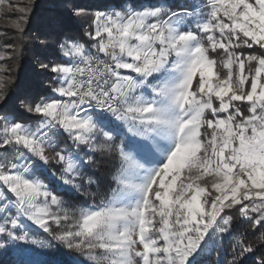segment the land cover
<instances>
[{"label":"snow or ice","instance_id":"1","mask_svg":"<svg viewBox=\"0 0 264 264\" xmlns=\"http://www.w3.org/2000/svg\"><path fill=\"white\" fill-rule=\"evenodd\" d=\"M32 7L11 26L23 33ZM92 7L58 0L37 28V47L59 53L38 60L54 79L43 93L14 100L0 75V248L32 225L56 248L21 249L36 258L19 264H264V0ZM80 20L87 43L68 34ZM102 171L111 195L70 212L60 193Z\"/></svg>","mask_w":264,"mask_h":264},{"label":"trees","instance_id":"2","mask_svg":"<svg viewBox=\"0 0 264 264\" xmlns=\"http://www.w3.org/2000/svg\"><path fill=\"white\" fill-rule=\"evenodd\" d=\"M52 0H40V2L37 5V8L35 10L34 17L31 20L30 26L28 28L25 40L20 41L21 45V52L16 56L14 59V64H15V69L12 75V83L9 84L8 92L12 95L13 99L17 96H24L25 94L27 95H34L37 93H43L44 89H47V80L45 84H43L42 87H37V84L39 81H41V76L37 77L36 72H39L36 70V61H38L39 58L42 57V54L47 53L42 52L41 49H37V46L34 45L33 42V35L38 34L37 33V28L41 24L43 18L50 14L51 8H48V3ZM82 3L86 2H92V3H97V7L100 10H107L104 8V5H107L109 8L119 4L122 2V0H80ZM143 2H155V0H143ZM68 27V34L69 35H79L80 39L82 42H88L87 37L84 36V33L86 32V25L84 22L81 20L78 21L75 24H70L67 26ZM54 39V38H53ZM22 43V44H21ZM55 43V39L53 41ZM19 45V43H18ZM54 48H58L53 45ZM23 48V49H22ZM58 51H55L54 49H49L48 54L49 56L51 55H57ZM48 56H46L47 58ZM43 83V81H42ZM16 107L19 108V111L24 114L20 106L18 105V102L16 104ZM6 113L0 112V116H5ZM38 118H33L26 116L25 114L23 115V119L19 120L18 122H22L25 124H34V121L37 120ZM0 123H2L0 121ZM58 170V167L53 165L52 171L55 172ZM113 171V170H112ZM102 180L99 186L96 184H93L90 188V191L88 193V200L86 201L85 196H75V195H68L64 194L61 192V196L66 198L68 201L71 202H76V203H90V202H95L98 201L101 197L108 196L111 192V189L113 187V182L111 180V175H107L103 171L100 173ZM95 179V177H93ZM244 227H242L237 235H234L231 238H225L222 241L223 248H222V254L225 259H230L228 256V252L230 251L229 245H234L235 240L237 238H243L245 235L244 232ZM50 242V241H49ZM47 244H43L42 249L45 252H52L56 248V243L54 241L51 242V246H45ZM216 259V254H213V260ZM0 264H17L16 260L11 256V254L6 253L3 256L0 255Z\"/></svg>","mask_w":264,"mask_h":264},{"label":"rangeland","instance_id":"3","mask_svg":"<svg viewBox=\"0 0 264 264\" xmlns=\"http://www.w3.org/2000/svg\"><path fill=\"white\" fill-rule=\"evenodd\" d=\"M31 2L33 5L32 12L29 14V20L25 25V31L23 33L17 31L11 25H12L13 20L18 19L22 15V13H20L18 11V9L21 7H27L29 5V0H6V3L4 5H0V53L5 54V58L3 60H0V69H5V71H0V75L6 76V77L10 76L11 77V83L13 80L12 75H13V72L15 69L14 59L21 52L20 41L23 42V40H25V37H26L25 34H27L31 20L34 17L35 10H36L37 5L40 2V0H31ZM56 2H58V0L50 1L47 5L48 8L52 9L53 4ZM148 3H155V2H148ZM86 4L93 6L90 9L91 11L100 10L97 7V3L94 4L92 2H86ZM104 10H101V11H104ZM81 21L84 22V24L86 25V31H87L89 29L90 21H88V20H81ZM37 36H38V34H35L32 37L35 46H37V43H38ZM40 39L43 40L44 38L40 37ZM53 41H54V39L46 41V43L54 45L55 43H53ZM18 43H19V45H18ZM55 46L58 47V45H56V44H55ZM37 49H38V47H37ZM47 54H48V51H47V53L42 54V57L39 58L38 60H41L44 63H49V62L56 63V62H58L59 53L57 55H51V56H49ZM9 55L11 56L10 59H9ZM46 56H48V57L46 58ZM36 64H37L36 70H38L40 72L41 70L39 68L38 61H36ZM47 80H49V81L47 82L46 86L51 87L54 83V79L52 78V75L51 74H48L47 76L41 75V81H43V84H45V82ZM8 88H9V86H8ZM29 96H31V95H29ZM18 105H19V102H18ZM20 108L24 112V109L22 107H20ZM24 114L26 116H29V117L37 118V117L32 116L26 112H24ZM2 118H3V116H0V121L3 123ZM36 122H37V120L34 121V124H36ZM32 125H33V123H32ZM55 173L57 176H59V174H60L59 170L55 171ZM112 174L113 175L116 174L114 169L112 171ZM111 180L113 182L112 189H114L116 187V182H115V180L112 179V176H111ZM77 183L83 184V194H76L75 196H80V197L85 196L86 201H87L89 198L88 193H89L90 188L93 184H91V185L88 184L87 176H85L83 178V180L78 179ZM112 189H111V191H112ZM110 195H111V192L108 196H110ZM108 196L101 197L98 201L85 203V204L84 203L80 204V203H76V202H71V201H68L63 196H61V197L66 202L65 207H67L70 212H72L74 214H78V210L80 208H86L89 206L100 205L101 201L106 200L108 198ZM25 222L30 224V222H27V221H25ZM49 223H50L53 230L63 231L65 228L69 227L73 223V221L70 220L68 222H62V224L60 225L59 228H57V225H55L51 221ZM30 227H31V231L28 233V240L27 241H18L15 244H8L5 247L0 248V255L3 256L4 254L9 253L16 260L17 264H19V261H21V260L36 258L35 256L29 257V256L22 255L21 251H20L21 249H34L35 253H37V254L47 253L42 249V247H43L42 245L48 244L49 241H51L50 235H48L47 233H44L43 230L39 229L38 227H35L32 225H30ZM32 240H36L37 243L35 245H33L31 243ZM0 244H3V239H0ZM64 251H69V250L65 248ZM71 254L72 255H79L78 253H75V252H73Z\"/></svg>","mask_w":264,"mask_h":264},{"label":"crops","instance_id":"4","mask_svg":"<svg viewBox=\"0 0 264 264\" xmlns=\"http://www.w3.org/2000/svg\"><path fill=\"white\" fill-rule=\"evenodd\" d=\"M145 3H148V2H145ZM28 125H31L33 128L36 126V124H28Z\"/></svg>","mask_w":264,"mask_h":264}]
</instances>
